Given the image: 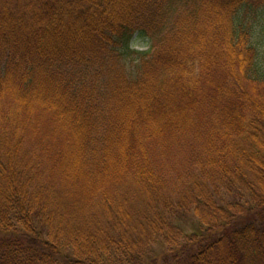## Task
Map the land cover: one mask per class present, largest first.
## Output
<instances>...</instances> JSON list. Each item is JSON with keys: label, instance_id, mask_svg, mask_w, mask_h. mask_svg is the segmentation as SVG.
<instances>
[{"label": "trees", "instance_id": "1", "mask_svg": "<svg viewBox=\"0 0 264 264\" xmlns=\"http://www.w3.org/2000/svg\"><path fill=\"white\" fill-rule=\"evenodd\" d=\"M262 6L0 0V264H264Z\"/></svg>", "mask_w": 264, "mask_h": 264}, {"label": "rangeland", "instance_id": "2", "mask_svg": "<svg viewBox=\"0 0 264 264\" xmlns=\"http://www.w3.org/2000/svg\"><path fill=\"white\" fill-rule=\"evenodd\" d=\"M251 17H253V16H251ZM251 17H248V21H251ZM252 29H253V41L257 44V46L259 48V52H260L258 63H259V66L264 69V6H262L258 10L256 16H254V19H252ZM150 44L151 43L149 40H144L140 36H137V35L133 38V40L131 42L132 48L135 50H138V51H145V50L149 49ZM189 222L194 223V221L192 220V215L189 218ZM191 229L187 228V230L189 232H192ZM193 232L197 234V236H194L193 238H197V240H201L202 236H201V233H199L200 231L193 229ZM148 234H149V236L146 239V242L144 244H146L147 246L149 245L148 249L150 248L152 250V252H151L150 256L148 257V256H145V254L143 255V251H142V257H141L140 262H136L133 264H159L160 262H161V264H163L161 257L158 258V254L161 252H163V253L168 252L170 250V246H168L167 243L156 244V241L154 243V240H155L154 232L152 234L151 231H148ZM148 239H149V243L147 244ZM144 244L141 243V247H140L139 251L143 250L142 246ZM148 249L146 248V251ZM123 260L125 262L126 258Z\"/></svg>", "mask_w": 264, "mask_h": 264}]
</instances>
